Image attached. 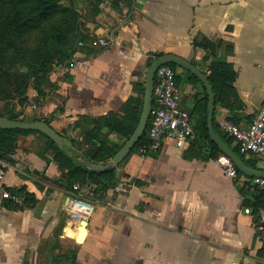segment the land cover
<instances>
[{"label": "crops", "instance_id": "0c3cea01", "mask_svg": "<svg viewBox=\"0 0 264 264\" xmlns=\"http://www.w3.org/2000/svg\"><path fill=\"white\" fill-rule=\"evenodd\" d=\"M125 14L112 9L87 22L84 44L60 72L59 84L40 102L29 95V103L15 106L17 118L48 121L71 141L74 151L61 150L75 162L82 164L86 155L105 164L126 141V123L136 116L129 105L135 92L144 93L156 54H174L212 77L214 128L238 151L217 121L226 117L245 127L263 102L264 0H143ZM100 39L111 46L101 47ZM173 70L179 107L189 112L198 142L137 147L109 167L115 185L103 196L79 187L46 135L14 133L13 149L0 154L6 165L0 264H264L257 221L264 189L238 169L226 176L217 162L221 151L216 159L209 156L197 130L203 114L196 106L204 94L190 72L177 65ZM236 154L264 172V153ZM3 190L25 202L2 198ZM74 195L94 206L82 234L81 223L73 225L65 210Z\"/></svg>", "mask_w": 264, "mask_h": 264}, {"label": "rangeland", "instance_id": "374dc122", "mask_svg": "<svg viewBox=\"0 0 264 264\" xmlns=\"http://www.w3.org/2000/svg\"><path fill=\"white\" fill-rule=\"evenodd\" d=\"M132 2L133 0H63L60 4L69 10L73 9L76 14L67 12V15L64 14L66 12L55 10L54 15L40 19L26 29H15L11 21L1 26L0 113L14 115V107H23L29 103V95L35 102L43 100L50 89L59 84V74L69 64V56L84 44L85 24L96 23L112 9L126 15L125 11L131 7ZM13 11L10 12L11 15ZM62 14L64 18L60 22ZM79 35L82 40L77 41ZM143 94V88L135 92L134 100L129 105V109L136 115L140 110Z\"/></svg>", "mask_w": 264, "mask_h": 264}, {"label": "built area", "instance_id": "2783aa9c", "mask_svg": "<svg viewBox=\"0 0 264 264\" xmlns=\"http://www.w3.org/2000/svg\"><path fill=\"white\" fill-rule=\"evenodd\" d=\"M142 2L143 0H133L134 4H142ZM98 43L101 47H108L112 44L110 40L104 39H100ZM179 97L180 90L176 83L174 70L168 64L159 66L154 76V103L146 129L150 149L160 148L165 140L172 141L176 147H183L195 140L190 114L179 107ZM217 125L224 135L235 141L240 154L264 153V99L252 121L245 127L235 124L226 117L220 118ZM217 162L223 168L226 176L229 178L236 176L237 168L228 157L220 155ZM5 167L6 165L0 162V182L5 175ZM251 180L258 189H264L263 177H252ZM1 196L19 205L24 203L21 196L11 194L7 190H3ZM65 210L71 222L74 223L73 225H77L79 222H86L91 217L94 206L92 203L74 195L69 200ZM258 225L263 232L261 240L264 244V210L258 215Z\"/></svg>", "mask_w": 264, "mask_h": 264}, {"label": "trees", "instance_id": "16d2710c", "mask_svg": "<svg viewBox=\"0 0 264 264\" xmlns=\"http://www.w3.org/2000/svg\"><path fill=\"white\" fill-rule=\"evenodd\" d=\"M61 1L63 0H0V27L5 25V23H8L11 21L13 22V27L15 29H20V28L26 29V28H29L36 21L38 22L40 21V19L44 20V19H47L48 16L54 15L55 10H59V12H66L64 14H67V15H69L68 14L69 12L76 14V12L73 9L69 10L68 7L62 6L60 4ZM68 1L70 2L71 0H68ZM12 10H14L13 11L14 13L11 15L10 12ZM10 16L11 18H9ZM62 16H61L62 19L60 20V22H63L64 15L62 14ZM76 24L75 26L77 28ZM78 37H77V41L82 40L81 35H79ZM74 53L70 55L69 57L74 56ZM159 55L162 56L161 54H156L157 58L160 57ZM168 65L171 66L172 69H174V64H168ZM189 76H190V79L194 81V83L200 86L204 94V99L199 101L196 106L197 110L201 111L203 114L202 120L200 124L198 125L197 130L199 129V131L203 133V136H204L203 140H206V144L209 145L211 148V153L209 154V156L213 159H216L218 155L220 154V150L209 139L207 135V129H206V114H207L206 90L204 86L202 85V83L194 75L189 73ZM208 80L211 84L212 77L208 76ZM153 103L154 102L152 100V107H153ZM139 115H140V111L137 113L134 119L131 117L133 119V122L128 121L126 123V125L130 127V131H128V134L126 135V140L130 137L133 130L135 129L138 123V120H139ZM0 117H4V118H7L9 120H14V121L21 120L17 118V114L9 115V116L0 115ZM37 120H41V119H35L33 121H37ZM42 121L49 124L48 121L46 120H42ZM120 123H122V125L123 124L125 125L123 121ZM148 123H149V120L147 122L146 129L148 127ZM146 129L131 151H134L139 146H146L147 148L150 145L149 139L147 137ZM17 131H24V130L0 129V154H2L1 152L5 153L13 149L14 133ZM198 137H199L198 135L197 137L195 136V140L193 143L198 142L199 140ZM53 145L56 149L57 155H59V157L62 159L61 161H63L64 165L68 168L69 176L73 178L77 184H79L80 188L83 189L87 187V191L93 194L94 196H103L104 194L103 192L107 188H111L115 185V182L112 179L113 168H108L103 171H92L88 169L86 166H84L83 164L75 162L72 157H69L64 150L59 149L56 146V144L53 143ZM234 151L236 153L238 152L236 149ZM74 157H79V156L78 154H75ZM85 157L89 159V161L91 162H93L92 159L95 158V156H93L92 158H88L86 155ZM105 161L106 159L103 160L102 163H104ZM93 163H96V162L94 161ZM261 207H263L261 209L264 210V206H261ZM257 221H258V216H257Z\"/></svg>", "mask_w": 264, "mask_h": 264}, {"label": "water", "instance_id": "95a60500", "mask_svg": "<svg viewBox=\"0 0 264 264\" xmlns=\"http://www.w3.org/2000/svg\"><path fill=\"white\" fill-rule=\"evenodd\" d=\"M164 64H174L179 67H182L183 69L194 75L204 86L207 97V114H206L207 135L209 139L221 151L222 155L228 157L239 171L247 175H250L252 177L264 178L263 171L253 170L247 167L243 163L241 158L227 145V143H225L222 140V138L216 132L213 124L215 95L207 76L204 73H202L197 67H195L192 63H190L188 60L174 54L162 55L156 58L148 67L145 75V87H144V96L142 102V110L138 123L135 129L133 130L132 134L130 135V137L124 142V144L121 146L118 152L112 157L110 161H108L105 164L92 163L85 158L81 160V163L93 171H103L109 167L117 166L133 149V147L136 145L142 134L145 132L147 122L150 118L151 109H152V100H153V83H154L155 72L159 66ZM0 129H19L24 131L36 130L46 135L53 143L56 144V146L59 149L68 148L72 151L75 150L70 140L61 136L58 132H56L55 129H53L49 124H47L42 120L27 122L25 120L14 121L4 117H0ZM84 226H86V222H81L80 233H81V229L84 232Z\"/></svg>", "mask_w": 264, "mask_h": 264}, {"label": "bare ground", "instance_id": "6f19581e", "mask_svg": "<svg viewBox=\"0 0 264 264\" xmlns=\"http://www.w3.org/2000/svg\"><path fill=\"white\" fill-rule=\"evenodd\" d=\"M83 233V230L81 229V234Z\"/></svg>", "mask_w": 264, "mask_h": 264}]
</instances>
